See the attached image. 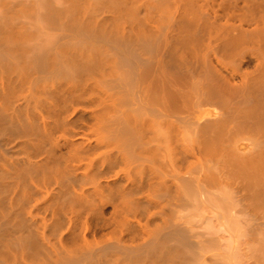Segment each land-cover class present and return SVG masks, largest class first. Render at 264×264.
I'll return each instance as SVG.
<instances>
[{
	"label": "bare ground",
	"instance_id": "1",
	"mask_svg": "<svg viewBox=\"0 0 264 264\" xmlns=\"http://www.w3.org/2000/svg\"><path fill=\"white\" fill-rule=\"evenodd\" d=\"M0 264H264V0H0Z\"/></svg>",
	"mask_w": 264,
	"mask_h": 264
}]
</instances>
